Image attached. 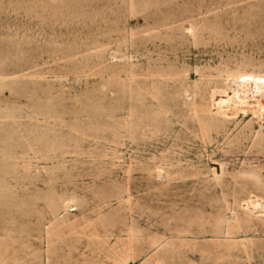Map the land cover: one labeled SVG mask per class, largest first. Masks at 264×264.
Segmentation results:
<instances>
[{
    "label": "rangeland",
    "instance_id": "rangeland-1",
    "mask_svg": "<svg viewBox=\"0 0 264 264\" xmlns=\"http://www.w3.org/2000/svg\"><path fill=\"white\" fill-rule=\"evenodd\" d=\"M256 78L264 0H0V264H264Z\"/></svg>",
    "mask_w": 264,
    "mask_h": 264
},
{
    "label": "bare ground",
    "instance_id": "bare-ground-1",
    "mask_svg": "<svg viewBox=\"0 0 264 264\" xmlns=\"http://www.w3.org/2000/svg\"><path fill=\"white\" fill-rule=\"evenodd\" d=\"M252 78L251 77H249V76H247V75H244L243 77H242V83H246V82H248L249 80H251ZM256 80H257V82L259 83V84H264V79L263 80H261V79H257L256 78ZM253 87V86H252ZM248 88V87H247ZM246 88V89H247ZM241 90V89H240ZM245 90V89H244ZM251 90V89H250ZM239 92V91H238ZM254 92H256V91H254ZM246 94V93H245ZM258 93L256 92V95H257ZM260 96V95H259ZM255 97V96H254ZM253 98V97H252Z\"/></svg>",
    "mask_w": 264,
    "mask_h": 264
}]
</instances>
